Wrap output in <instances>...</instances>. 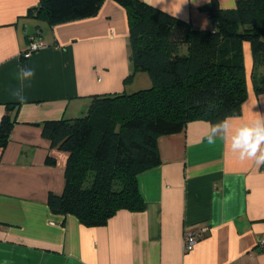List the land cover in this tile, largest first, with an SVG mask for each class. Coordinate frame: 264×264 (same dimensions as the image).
I'll list each match as a JSON object with an SVG mask.
<instances>
[{
    "label": "crops",
    "instance_id": "crops-1",
    "mask_svg": "<svg viewBox=\"0 0 264 264\" xmlns=\"http://www.w3.org/2000/svg\"><path fill=\"white\" fill-rule=\"evenodd\" d=\"M209 29L201 7L215 1L140 0ZM39 0H0V120L13 123L0 146V264H264V166L241 161L229 142L205 139L208 120L188 121L156 138L159 163L137 174L144 208L117 210L103 225L87 226L48 205L60 194L68 152L42 134L43 123L84 114L92 96L132 92L151 84L130 60L128 20L117 0H103L90 16L50 23ZM31 37L45 45L28 57ZM35 70L21 103L12 95L17 73ZM246 99L233 127L264 116V92H254L249 42L243 43ZM133 73L130 81L125 78ZM206 226L191 250L184 233Z\"/></svg>",
    "mask_w": 264,
    "mask_h": 264
},
{
    "label": "trees",
    "instance_id": "trees-1",
    "mask_svg": "<svg viewBox=\"0 0 264 264\" xmlns=\"http://www.w3.org/2000/svg\"><path fill=\"white\" fill-rule=\"evenodd\" d=\"M102 1L39 0L38 14L50 23L86 17ZM117 1L127 13L134 71L146 72L151 84L132 92L95 94L84 114L42 126L52 145L68 152L63 190L50 193L48 205L87 226L105 224L119 209L144 208L137 174L159 163L158 135L179 131L190 120L215 123L240 112L247 96L245 41L254 92H264V0H235L233 8L215 1L203 5L212 20L209 29L140 0ZM208 103L215 108L209 111ZM13 120L7 113L1 118L0 146Z\"/></svg>",
    "mask_w": 264,
    "mask_h": 264
},
{
    "label": "clouds",
    "instance_id": "clouds-1",
    "mask_svg": "<svg viewBox=\"0 0 264 264\" xmlns=\"http://www.w3.org/2000/svg\"><path fill=\"white\" fill-rule=\"evenodd\" d=\"M35 76V70L30 66L21 65L17 73L20 86L12 90V95L21 103L24 96L25 82H30ZM215 108L214 103H208L207 109ZM233 117L226 116L215 123L208 122L205 139L209 145H214L217 139L229 142V148L241 161H253L259 168L264 166V116L257 114L254 120L233 127Z\"/></svg>",
    "mask_w": 264,
    "mask_h": 264
},
{
    "label": "built area",
    "instance_id": "built-area-1",
    "mask_svg": "<svg viewBox=\"0 0 264 264\" xmlns=\"http://www.w3.org/2000/svg\"><path fill=\"white\" fill-rule=\"evenodd\" d=\"M28 45L29 46L27 50L22 53L23 57H28L32 52L43 47L45 43L43 40L37 37H31ZM206 230H207L206 226H200L198 228H192V229L186 230L184 233V238H183L184 250L185 251L191 250L196 241L197 236L205 232ZM259 246L264 247V237L259 240ZM225 264H236V263L234 261H230Z\"/></svg>",
    "mask_w": 264,
    "mask_h": 264
}]
</instances>
